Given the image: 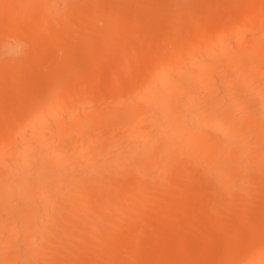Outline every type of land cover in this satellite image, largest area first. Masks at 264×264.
I'll list each match as a JSON object with an SVG mask.
<instances>
[{
	"label": "bare ground",
	"instance_id": "bare-ground-1",
	"mask_svg": "<svg viewBox=\"0 0 264 264\" xmlns=\"http://www.w3.org/2000/svg\"><path fill=\"white\" fill-rule=\"evenodd\" d=\"M227 3L219 20L213 0H0V264L53 241L47 264H201L222 247L217 264H264V0ZM184 12L203 21L151 51L141 29L169 16L175 35ZM160 199L149 228L130 217Z\"/></svg>",
	"mask_w": 264,
	"mask_h": 264
},
{
	"label": "rangeland",
	"instance_id": "rangeland-1",
	"mask_svg": "<svg viewBox=\"0 0 264 264\" xmlns=\"http://www.w3.org/2000/svg\"><path fill=\"white\" fill-rule=\"evenodd\" d=\"M215 1H216V2H215ZM227 1H228V0H213V3H214L215 5H213V6H212V5L207 6V7L205 8L204 12H202V15H204L205 13H207V14H213L214 12L219 11V13H218V15H217L218 19H219V20H220V19H221V20H224L225 16H227V13H228L227 10H228L229 7H230V6L228 5ZM253 3H254V4H252V6H253L252 8H253V9L251 8V6H250V8L248 9V10H251V11L253 10L252 13L254 12V8H255V6L259 3V0H257V2L253 0ZM217 7H219V8H217ZM222 7H223V8H222ZM223 10H224V12H223ZM205 11H206V12H205ZM251 11H248V13L251 12ZM223 15H224V16H223ZM183 17H185V19H183ZM183 17H181L182 19L178 22V30H177V33H176L175 35H173V34H172V35H166V34H164V33L161 32V31H162V27L165 26V24H166V20L169 18V16H167V18H166L165 20H164V19H161V20H160V25H159L157 28H155V29H152V30H151V29L148 28V27H146L147 29H149V30H147V31L145 30L146 28L141 29L140 34L143 33V34H146V36H148V35H147V34L149 33L148 31H150V33L152 34V35H150V33H149L150 36H148V38H146V42H148L149 49H150V50H151V48L154 49V48H155L157 45H159V44H160L159 46H160V48H161V47L163 46V45H162L163 42H165V44L167 45L166 48H167V47H170V46L173 44V43L171 44V40L174 41V42H178V41L181 39V34H182L183 31H184L185 33L182 34V37H184L185 34L187 35L191 30H193L198 22L201 23V22L203 21V20L201 21L199 18H197L198 21H197V20H191V19L188 17V13H186V12H184ZM163 20H164V21H163ZM186 21H187V22H186ZM190 21H191V22H190ZM193 21H194V22H193ZM199 23H198V24H199ZM162 24H163V25H162ZM186 24H187V25H186ZM191 25H192V26H191ZM193 25H195V26H193ZM191 27H192V29H191ZM142 30H143V32H142ZM151 31H153V32H151ZM121 34H122L121 39H122L123 37L126 39L127 36H126V35H123V34H126V33L122 32ZM121 34H120V35H121ZM155 34H156L157 36H156ZM161 34H162V35H161ZM177 34H180V35L178 36ZM176 35H177L179 38H177ZM152 36H153V37L155 36V37L157 38V39H155V40H156L155 42H154L153 39H152V41H153L154 43H156V46H155V47H153V46H154V45H153L154 43L150 42V40L147 41V39L152 38ZM173 37H176L177 40H176V38H175L176 41H175L174 39H172ZM119 38H120V37H119ZM125 39H122V40H125ZM158 39H159L160 41H162V40H163V41L160 42ZM167 40H169V42H168ZM149 42L152 43V44H149ZM167 42H168V43H167ZM168 44H169V46H168ZM151 45H152V46H151ZM159 46H157V48H158ZM163 47H164V46H163ZM126 48H127V49H130L131 47L127 46ZM131 50H132V48L130 49V51H131ZM155 50H156V49H155ZM151 51H152V50H151ZM119 58H120V57H119ZM119 58H118V60H116V58L114 57V58L111 59V61H113L114 64H117V61H121V63H122V62H123V59H122V60H121V59L119 60ZM121 58H122V57H121ZM113 59H114V60H113ZM115 61H116V62H115ZM143 61H144V60H143ZM143 61H142V62H143ZM143 63H145V62H143ZM114 64H113V66H115ZM141 64H142V63H141ZM141 64H140V65H141ZM72 65H73V64H71V65H70V64H69V65H66L63 69H65V68L67 67V68H66L67 70H66V69H65V70L62 69V70H63L64 72H69V73H71L72 71L75 70V67H74L75 65H74V66H72ZM76 65H77L76 67L79 68V69L81 68V67H79V66H82V65H79L78 63H76ZM68 66L73 67V69L71 68V69H72V70H71L70 67H68ZM113 66H112V68H113ZM135 66H136V68L139 69V66H137V65H135ZM118 67H119V66L117 65V68H118ZM133 67H134V66H133ZM133 67H131V69H130V70H131V73L133 74V77H134V74H135V73H138V71L141 72V71L143 70V67H142V70H141V71H140L141 68H140L139 70L135 68V69H136V71H135V69H133ZM114 68H115V67H114ZM132 69H133V72H132ZM105 70H106V69H105ZM108 70H109V69H108ZM130 70L128 71L129 73H130ZM122 71H123V70H120V73H121ZM82 72H83V71H82ZM124 72H125V71H123L122 74H124ZM126 72H127V71H126ZM126 72H125V73H126ZM103 74H104V73H103ZM124 75H125V74H124ZM104 76L106 77L107 74L103 75L102 77L100 76V78L98 77V78H99L98 80H96V78H97V77H96V78H95L96 81L93 79V83H92V84H94L93 86H94L95 88L98 89V88H103V87H104V88L106 89L107 86L109 87V85L112 84V81H111V80H113V79L109 80L108 78H110V77L104 78ZM129 76H130V75H129ZM130 77H131V79L133 78L132 76H130ZM113 83H114V82H113ZM126 83H127V84H126ZM126 83L123 82V86H122V85H119L120 88H118L119 92H118L117 94L122 95V93H124V92L127 91V89L130 87V81H129V83H128V81H127ZM120 84H121V83H120ZM124 84H126V85L124 86ZM127 85H128L129 87H128ZM121 86H122V87H121ZM124 87H126V89L122 91V89H123ZM105 89H104V90H105ZM98 90H99V89H98ZM99 92H100L99 94H96V98H100V99H103V98H104V99H106V97L109 96V94L107 93V91H105V93H107V95H105L104 91L101 92V91L99 90ZM101 93H104V94H101ZM97 95H99V96H97ZM100 95H101V96H100ZM105 96H106V97H105ZM8 115H9V114H7V116H8ZM124 130H125V129H124ZM98 135H99V134H98ZM127 135H128V134H127ZM128 136H129V137L126 136V137L128 138V139L126 138V139H127V141H126L127 144H125V143H121L122 141L120 140V138H119V139H118V138H117V139H114V140H117L116 142L118 143V145H117V143H116L115 141H114L113 143H110L109 141H111V140L107 139V140H109V141H108L109 144L107 143L109 146L106 145V147H108V148L104 149L105 152H104V150H102V151H103L106 155H108V156H109V155L113 156L112 154H113L114 151L119 153V151L122 152V151L127 150L126 148H127L128 146H129L128 148H130L131 145L134 144V141H133L132 139H131L132 141L129 140V139L131 138V137H130L131 134H129ZM110 139L113 140V138H110ZM121 139L124 140V137H122ZM128 140H129L130 142H132V143L130 144V142H128ZM120 141H121V142H120ZM111 142H112V141H111ZM114 143L117 145V147H115L114 151L112 150V151H110L111 153L108 154L107 152L110 150V148H113V145H112V144H114ZM120 143H121V144H120ZM110 144H111L112 147H110ZM115 144H114V145H115ZM128 144H129V145H128ZM124 145H126V146H124ZM118 146H121V147H118ZM122 146H124V147H122ZM125 147H126V148H125ZM120 148H122V149H120ZM123 148H124V149H123ZM107 149H108V150H107ZM82 155L84 156V157H82V159L85 158V159H83V160H85L86 163H87V161L89 162V157H88V158L86 157V156H88L89 154L86 153V155H85V154H82V153H81V156H82ZM93 158H94L95 161H96V160H97V161L94 162V160H93V161H92V163H93L92 165H93V166H91V165L89 164V165H90L89 168L91 167V169H93V168H94V165H95V167H96V166L99 167V165H100V166L102 165V163L99 162V160H98L97 158H96V159H95V157H93ZM98 162H99V163H98ZM90 163H91V161H90ZM96 163H97V164H96ZM100 163H101V164H100ZM98 164H99V165H98ZM92 167H93V168H92ZM98 167H97V168H98ZM151 169H152V168H151ZM153 169H154V168H153ZM153 169H152L151 172H150L151 175L153 174V175L151 176L153 179L150 181V182H151L150 187H151L152 190L154 189V190L156 191V190L158 189V186H157V183L154 181L155 179H154L153 176H156L155 173H158V172L156 171V170H157L156 167H155L156 170L153 171ZM133 171H134V170H133ZM158 171H159V170H158ZM154 172H155V173H154ZM154 174H155V175H154ZM199 175H200V176H198V178L201 177V176H202L203 178H205L206 176L209 177L208 174L206 175V173L204 174V173H202V172H200ZM207 177H206V179H207ZM200 179L202 180V178H200ZM211 179H212V178H211ZM211 179H209V180L212 182ZM204 180H205V179H203L202 181H204ZM206 181L209 182L208 179H207ZM206 181H205V182H206ZM153 185L156 186V187H152ZM150 187H147V188L150 189ZM108 188H109V190H110V187H108ZM261 188H262V187L256 188V190H257V189L260 190ZM254 189H255V188H254ZM112 190H113V189H112ZM89 195H91V194H89ZM89 195L86 196V198H89ZM94 195H97V194H94ZM91 196H93V195H91ZM81 198H83V197H81ZM86 198H85V200H86ZM96 198H97V196H96ZM96 198H94V200H95ZM92 199H93V198L89 199V200H91V201H89V200H88V201H89V202H95V201H93ZM82 200H83V199H82ZM160 200H161V202L158 200L159 205H158V203L156 202L157 200H156V201L154 200V201L157 203V205H156V203L153 202V201H148V203L146 202V205L144 206V209L147 210V211H145V210H143V208H141V214L143 215V214L145 213V215H147V217L144 216V215H143V217H142V216L140 215V213H139V214L137 213L138 215H136L135 213H133L130 217H131L132 219H134V220H133L134 222L139 221V222H137V223H139V224L142 223L141 225H142L143 227L145 226L144 228H149V227H148V226H149V223H148L147 221L145 222V220H148V221H149V219H150V220L152 221V219H151V218H152V217H151V213H152V212H150V215H148V213L146 214V212H149V211H151V210H152L153 212H155L154 210L157 209V206H158V207H159V206H160V207H163V206L165 207V206H166V203L164 202L165 200H162V199H160ZM162 202H163V203H162ZM145 207H146V208H145ZM82 211H83V210H82ZM82 211H78L79 213H78L77 211H75V213L73 214V216H74L75 218L73 217V219H76V220H74V221H77L78 219L81 220V217H82V215H83V214H82V213H83ZM144 211H145V212H144ZM80 212H81V213H80ZM226 213H227V212H226ZM75 214H76V215H75ZM78 214H79V215H78ZM80 214H81V215H80ZM134 214H135V215H134ZM136 216H137V217H136ZM138 216H139V217H138ZM140 216H141L142 219L140 218ZM148 216L151 217V218H149ZM215 216H216V215H215ZM145 217H146V218H145ZM127 218H128V217H127ZM135 218H136V220H135ZM139 218H140L141 222H140ZM143 218H145V220H143ZM94 219H95V218H94ZM128 219H129V218H128ZM137 219H138V220H137ZM79 220H78L77 222H79ZM95 220H96V219H95ZM144 222H145V224H146L147 226L143 224ZM75 233H78V232H75ZM53 242H54V246L57 245L59 248L54 247V246L52 245L53 248H52L51 246L49 247V249H51V250H50L51 252H49V249L47 250V252H46V251H45V252L43 251V253H42L43 255H42V256H39L38 258L42 257V258H40V259H41V260L43 259L44 262H42L43 260L41 261L40 259L37 258V264H38V262H39V264H43V263H44V264H47V262H48V260H49V256L51 255L50 253L53 252L52 254H54V255H51V256L54 257V256H57V255L59 254L58 250L60 249V247H61L62 250H64V249H63V245H62V246L59 245L58 243H56V241H53ZM98 242H100V241H98ZM98 242H96V243H98ZM55 243H56V244H55ZM98 244L100 245V243H98ZM55 248H56V249H55ZM97 248L99 249V247H97ZM97 248L94 247L95 250H96ZM21 249H22V248H21ZM98 249H97V252H98ZM220 249H221V248H219L218 251H217V253H216V254H218V255H216V256H218L219 258L222 256V253L224 254V250H227L225 247H222V249H221L222 252H220ZM99 250H100V249H99ZM23 251H24V249H23ZM91 251H94V250H91ZM97 252L94 251V252H92L91 255H94V254H96ZM99 252H100V251H99ZM89 253H90V252H89ZM102 253H103V252L101 251V254H102ZM49 254H50V255H49ZM79 254H83V252H81V253H79ZM99 255H100V254H99ZM99 255H98V256H99ZM208 255H209V256H208ZM208 255H205V256L203 257V259H202V263H201V264H206L207 261H208L207 264H211V262L214 261V260H213V261H210V260H212V258H215V260H216V263H215V264H217V259H219V258L215 257V256H214L215 254H214V255H211V256H210V254H208ZM43 256H44V258H45V257L47 258L46 261H45V259L43 258ZM207 256H208V257H207ZM212 256H213V257H212ZM52 257H51V258H52ZM102 257H103V258H102ZM230 257H232V256H230ZM87 258H88L89 260L87 261L86 264H88V263H89V264H100V262H101V264H103V262L105 261V255H104V254L100 255V257H97L96 255H95L94 257H93V256H92V257H89V254H88V257H87ZM93 258H94V259H93ZM96 258H97V260H96ZM216 258H217V259H216ZM239 258H241V257H240V256H237V259H239ZM209 259H210V260H209ZM231 259H233V261L236 260V256H233V258H231ZM231 259H230L231 262H230L229 264H231V263L233 262ZM91 260L93 261V263H90ZM98 260H99V261H98ZM205 260H206V261H205ZM95 261H97V262L95 263ZM45 262H46V263H45ZM17 264H19V263L17 262ZM66 264H68V263H66ZM212 264H213V263H212Z\"/></svg>",
	"mask_w": 264,
	"mask_h": 264
}]
</instances>
